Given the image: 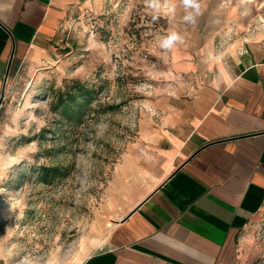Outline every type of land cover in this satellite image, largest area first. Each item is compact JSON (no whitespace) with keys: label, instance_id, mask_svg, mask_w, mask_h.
I'll use <instances>...</instances> for the list:
<instances>
[{"label":"rangeland","instance_id":"1","mask_svg":"<svg viewBox=\"0 0 264 264\" xmlns=\"http://www.w3.org/2000/svg\"><path fill=\"white\" fill-rule=\"evenodd\" d=\"M217 2L78 0L46 48L12 64L0 96V199L16 204L0 207V259L80 264L99 249L121 217L118 175L149 145L140 124H160L151 101L186 93L204 38L216 46ZM188 59L193 69L181 70ZM71 80L95 89L76 125L49 110ZM41 167L59 174L44 178Z\"/></svg>","mask_w":264,"mask_h":264},{"label":"crops","instance_id":"2","mask_svg":"<svg viewBox=\"0 0 264 264\" xmlns=\"http://www.w3.org/2000/svg\"><path fill=\"white\" fill-rule=\"evenodd\" d=\"M77 1L0 0V96L12 64L46 48ZM216 7V46L204 38L186 93L151 101L160 124H140L148 148L118 175L121 217L80 264H264V0Z\"/></svg>","mask_w":264,"mask_h":264},{"label":"trees","instance_id":"3","mask_svg":"<svg viewBox=\"0 0 264 264\" xmlns=\"http://www.w3.org/2000/svg\"><path fill=\"white\" fill-rule=\"evenodd\" d=\"M93 101H95V89L91 85L79 80H71L63 88L52 93L49 110L60 122L76 125L81 123L84 109ZM56 174H59L58 168H40V175L44 178Z\"/></svg>","mask_w":264,"mask_h":264},{"label":"bare ground","instance_id":"4","mask_svg":"<svg viewBox=\"0 0 264 264\" xmlns=\"http://www.w3.org/2000/svg\"><path fill=\"white\" fill-rule=\"evenodd\" d=\"M16 202L13 198L9 199H0V207L1 208H6V209H13L15 206Z\"/></svg>","mask_w":264,"mask_h":264},{"label":"clouds","instance_id":"5","mask_svg":"<svg viewBox=\"0 0 264 264\" xmlns=\"http://www.w3.org/2000/svg\"><path fill=\"white\" fill-rule=\"evenodd\" d=\"M186 2H191V0H186ZM171 39H175V37L170 38V40L167 41L166 43H170ZM22 264H23V262H22Z\"/></svg>","mask_w":264,"mask_h":264},{"label":"built area","instance_id":"6","mask_svg":"<svg viewBox=\"0 0 264 264\" xmlns=\"http://www.w3.org/2000/svg\"><path fill=\"white\" fill-rule=\"evenodd\" d=\"M0 264H5V262L0 259Z\"/></svg>","mask_w":264,"mask_h":264}]
</instances>
